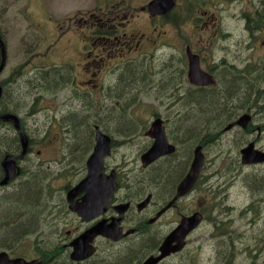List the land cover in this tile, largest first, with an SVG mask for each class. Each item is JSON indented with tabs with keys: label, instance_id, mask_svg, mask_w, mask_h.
Returning <instances> with one entry per match:
<instances>
[{
	"label": "rangeland",
	"instance_id": "1",
	"mask_svg": "<svg viewBox=\"0 0 264 264\" xmlns=\"http://www.w3.org/2000/svg\"><path fill=\"white\" fill-rule=\"evenodd\" d=\"M98 8H105V3L103 2V0H0V26L3 33L5 34L8 43V65L10 67H14L15 70H19V73H22L23 71L29 69L28 65L24 66L27 62H31L36 69H42L44 67V65L41 64L42 62L44 64H56L58 67H62L63 64H60L58 61L49 58L47 59L45 57L49 52V46H42V48H38L37 46L39 44V41L36 40L35 43H33V38H31V36L35 37V35H39L40 30L38 27L35 28L33 26L31 18L37 23L38 21L43 20V26L41 27V30L45 35L47 43H50L55 37L54 35H51L50 19L56 18L60 20L59 22L61 29L63 25H67L68 29L62 30L66 31V33L64 34L69 33L70 35L71 32H76L78 26H80V24L76 23L74 20L75 15H81V17H83V12H86L90 9L98 10ZM239 10L240 7H238L235 11L225 10L227 12L226 18L231 20V22L229 23L231 26H228L226 22L224 23V26L226 27V29H228L229 32L232 33L233 36L231 38V36L228 35L227 39L231 38V41H248L247 34L243 32L244 23L240 17H236V13ZM253 11H250L248 15H252ZM77 12H80L82 14H78ZM30 13L32 17H30ZM91 14L93 13L89 11V14L86 17H89ZM100 14V11H95L94 13L95 16H99ZM33 16H36L38 18V21L36 18H33ZM179 20L183 31L188 34L193 31L194 25L196 26V23L186 22L192 20L191 18H187V8H185L184 13H180ZM254 32H252L251 35ZM168 36L169 39L174 43L176 41V38L178 37L177 32L175 31L169 32ZM174 43L172 44L174 45ZM64 45H66V47H64ZM224 45L229 46L230 44L226 43ZM61 47L65 48L66 50L74 49L67 43H64V41L61 43ZM185 49L183 48L182 55H177L174 51H171L168 48L158 46V48L152 49L153 53L156 52L157 58H155V60H152L151 54L142 57L139 62L133 64L132 66H126L122 70L116 69L111 73V76L115 75L116 87L110 91V98H112L113 100H119L122 107L130 103L131 105L135 104V109L138 112V116L136 117L135 115L129 113L130 107H128V113H126L127 116L124 117L122 110L120 108H117V110L119 111L118 113L121 115V119H123L124 117V119L126 120L125 126H127L129 134L133 133V135L130 137L121 136L124 131L117 129V123L112 122V120L107 117L109 115V111H107L105 117L103 114L100 115L102 119L97 118V122L99 123L98 125L100 127L105 126V128L109 130L110 134L113 135V139L115 141L113 156L108 160V165H116L118 167L122 162H126L127 166L132 170L135 171L138 168V154H140L144 147L149 145V143L146 141L145 133L149 128V124L151 123V121L145 122V119L150 118L153 113L159 114L153 117V121L160 115H163L170 119V132L177 133V131L174 129L177 127V125H183L184 128L190 125L189 122H185L187 119L185 121L180 120V124H173L175 122L173 121L175 108L170 104V97L167 100V96L171 90V83L173 81L172 77L166 76V72L168 70L175 78L183 77L180 67L178 66V62L182 56H185ZM52 50H54V54H58L61 49H56L53 45L50 51ZM197 51L202 56V58L205 57L206 62L208 61L210 63V65H207L208 67L216 68V78L220 77V75L225 72H230V69L224 66V64L226 63L235 64V68H237V70L234 71L235 74L233 76H235L236 74H241L244 71H252V73H254L255 70H253L252 66L247 69V67L250 65V60L247 57L253 58L256 62H258L254 66L259 67V76L260 67L264 66V46L262 44H259V46L254 49H249L246 46H240L238 48L223 47L219 44L218 47L205 49L201 48L197 49ZM170 53L173 54V60L171 61V64ZM74 65L77 66L76 60L74 61ZM22 66L24 67L21 69ZM68 70L69 73H72L70 68H68ZM10 71L11 70H9V72ZM26 73L23 76H19L18 79H25L28 76V74ZM128 74L129 77H134L129 78L126 76ZM140 74L141 79L139 78ZM4 76H7L6 72L3 77ZM149 76H151L152 80H150ZM252 77H254V75ZM136 78L139 80H137ZM129 82H135L136 84H139V86L134 90L129 88L125 89V84ZM119 84L124 90H127L125 98H120L119 96ZM51 86L55 87V85ZM77 86L78 84L70 86V88H68L69 90L66 89L60 94V97L65 96L66 94L71 96V99H69V105H73L72 109L74 111V118L75 116H77L76 114H78V111L81 110L84 104H88L89 102L87 95L82 94L80 91L77 92ZM70 89L72 90V92L70 91ZM186 89L192 91L190 88ZM262 90L264 92V82L261 83L259 96L262 95ZM41 92L46 95L44 97H39L38 99L36 108L39 109L40 113L35 116H32L30 112H26L27 115H25V112L23 114H20L24 118L26 127L33 134V149L31 150L32 154L29 155L28 158H32V163H36L39 160L43 162H50L52 168V172H50L52 173V178H50V180L51 182H53V194L50 200L54 201L51 207L52 213L49 214L47 212L45 216L43 215L44 217H41L40 225L36 229L35 226L30 227L34 231H41L39 234H37V236H25L26 234L30 233L28 232L22 237V239H20L21 241L19 240L20 243L18 242V245H20L19 248H22V252L25 248L28 253H34V255L36 254L35 247L37 245L44 246V243L46 242L51 244L57 243L60 245H66L69 239L66 233L68 231H72V234L77 232L78 225L76 224V220L73 221L72 216H60L56 214H58V211L60 210L59 200L63 198L65 199V193L62 192L63 185H69L70 187H73L85 177L86 161L92 153L93 147L95 145V140L90 141V143H94V145L92 146V144H90L87 152L76 153L74 155L75 160L70 161L69 163H67V159L63 161V159H61L62 155L59 153V148H61V151L62 149H64L65 152H67L68 148L70 147H73L77 150L76 145L72 144L71 138L73 136L71 135L72 133L68 131L69 129L64 126V129L63 127L62 129L59 127L58 122L63 120L65 121L66 119L61 118L59 121H57V117H63V114L66 113L67 109L64 105H59V99L57 100V98L54 97L55 100H51V93H53L51 90L46 89V91H44L41 89ZM96 93L97 99L101 98L99 92H94V94ZM37 95L38 94H35L33 98H35V96ZM49 95L51 96V98L49 97ZM54 95L55 94H53V96ZM29 100H31V98ZM186 100L187 99L185 97V102ZM241 102L247 103L248 100L243 98ZM177 104V107H180L182 105V102H178ZM259 106H262L260 110L264 111V101L263 104H259ZM228 109L230 112H234L237 114H234V119H238L239 116L241 117L243 115L241 109L234 111L233 105L228 106ZM169 110L171 111L170 113ZM176 110H178V108ZM192 110L193 109H190V112L193 113ZM242 110H245V108H242ZM118 113L115 114L117 115ZM187 115L188 114H186L185 116ZM261 115H263L261 112L258 113L259 117ZM185 116H183L182 118L185 119ZM128 119L131 122L127 121ZM132 126L137 127L132 128ZM6 129L7 127H0V133L6 131ZM85 129L86 126L82 125L80 136H86ZM60 132L61 141H57L56 138ZM208 134L209 132H203L200 136L196 137V139H199V143H195L193 147L190 148L192 149V152H190L191 160L193 158L194 148L200 143H205L202 140ZM217 136L218 137H214L212 141L204 145V154L206 156L204 178L206 179V185L202 186L187 199L186 203L188 204V207L186 208V210L190 211L194 207L191 205V203L193 201L197 203V199L200 195H209L208 197H206L207 205L218 204L220 201H222V198H213L211 191L220 189V191L223 192V195L227 197H225L222 205L218 206V208L216 209L214 217L217 220L220 219L218 213L222 206H230L231 208L236 209L232 214V210L222 208L224 211V216L226 215V213L227 215L232 216L231 223H228L227 219H225L227 225L225 231L227 232V235L224 236V238H229V240L225 241L227 243H230L232 235L235 233L236 235H242V243L244 245H248L250 243L252 235L255 234L254 229L250 225V220H248V217L250 215L249 210L254 205L255 193H253L251 189V180L253 178V175L251 171H248V169L252 167L246 168L248 166H243L241 164L240 151L250 140L253 139V136L250 134H246V132H237V130L225 133L223 135L219 134ZM69 137H71L70 140H67V138ZM262 137L264 140V133H262ZM187 139H190L189 136H187ZM58 142H60L61 145L58 146ZM39 151H41V155L38 154ZM179 154L180 155L178 156V158L181 157V153ZM69 157L72 158L73 156ZM2 159L3 158H1V160ZM30 162L31 160H26L24 164L21 165V168H29L28 163ZM35 168L36 166H34L33 170ZM65 168L70 169L71 172L69 174H64L63 172ZM255 168L256 170L262 168V171L264 173V167L259 166ZM247 175H249L248 178L250 180V182L248 183V191L245 186ZM1 194H4L2 189ZM240 198H242L243 202L238 206L236 202ZM184 204L185 201L180 203V207L182 208ZM35 209L32 207L29 213H33ZM211 215H213V212H211ZM204 231L205 230L203 229L191 236L188 247L190 245H193L194 243H202L201 235ZM49 232L50 234L48 235ZM215 241H220V239L212 237V232L207 228L203 238L204 251L198 249L195 251L196 254L194 255V257L185 256L181 258V256H179L171 261L166 262L165 264H188L192 262H194V264H208L210 261L219 257H221L222 259L223 255L231 254V248L222 247L221 245L219 246L215 243ZM106 246L107 244H105V246H102L99 245L98 242V250L100 248H103L99 254V259L102 257L103 250L104 248H106ZM222 252L225 253L221 255ZM33 256L28 257L32 258ZM223 259L224 261H226L228 258ZM57 261L62 264L61 257H58Z\"/></svg>",
	"mask_w": 264,
	"mask_h": 264
},
{
	"label": "flooded vegetation",
	"instance_id": "2",
	"mask_svg": "<svg viewBox=\"0 0 264 264\" xmlns=\"http://www.w3.org/2000/svg\"><path fill=\"white\" fill-rule=\"evenodd\" d=\"M156 1L157 0H103L105 8H98V10L90 9L83 12V17H81V15L74 16L75 22L80 24L76 32H71L70 35L69 33L64 34L66 31L62 29H68L67 25H63L62 29L61 26L57 25L51 30V35L55 36L56 33H58V35H56V38H53L50 45L55 39V48L58 43L64 39H66V42L72 47H76L77 44V47L73 49V56L69 53L68 49L62 48L58 53L57 59L59 63L71 66H75L74 61L76 60L79 72L78 74H74L75 84L79 81L80 77L88 78V76H91V80H84V83L94 88L97 87V85L94 84L96 82L95 78L100 74L102 64L105 63L104 60L114 58V54L118 50L126 52V54H120L121 58L127 55H131L132 57L134 55L136 56L139 49H141V53L139 54L141 55L147 53L151 49L158 48V46L169 47L171 49L173 47L189 48L193 50L192 52L200 57L203 70L212 78L214 76L215 83L210 89L209 86H195V84L191 86L188 78V58L187 56H182L180 58L178 66L180 67L183 77L175 78L170 73L173 81L170 90L171 105L175 108L176 114V117H174L175 115L173 116V121H175L173 124H178L180 121L175 119L180 115L182 117L185 116V113L189 110L187 104L194 103L195 96L197 95L193 92H198L200 90L204 91V89H208V92H213L222 90L227 85L224 73L216 78V68L208 67L207 65H210V63L208 61L206 62L205 57L202 58L197 49L218 47L219 44L223 47L234 48L246 46L249 49L257 48L259 44L264 46V0H170L173 4V8L168 12L164 9H152V5ZM161 5L162 0H159V7ZM238 7H240V10L236 13V17H240L243 21V32L247 34L248 41H231L230 39L233 37L232 33L224 26L225 22L228 26H231L229 24L231 20L226 18V11H235ZM185 8H187V18L192 19L186 22L196 23V26L194 25V29L190 34L183 31L179 20V15L180 13H184ZM89 11L93 14L86 17ZM95 11H100L101 14L95 16ZM250 11H253L252 15H248ZM77 13L82 14L80 12ZM174 31L177 32L178 35L175 43L172 42L168 36L169 32ZM252 32L254 33L251 35ZM228 35L231 36L230 39H227ZM43 41L45 44V37ZM172 43H174V45ZM226 43L230 45L224 46ZM107 48H109V53H106ZM145 56L146 54H143V57ZM170 58L171 64L173 60L172 53H170ZM247 58L250 60V65L247 69L258 63L253 58ZM138 59L139 58H137V60ZM229 65L235 68L234 65ZM260 69H264V66L260 67ZM234 74L235 73H233V75ZM253 75L254 73L251 71H244L233 77L236 79H245L253 83V80H256V78L253 79ZM149 78L152 80L151 76H149ZM80 85H82V83H80ZM186 88H190L193 92ZM251 94H253L252 90ZM185 97L187 99L186 102ZM247 100L250 102L249 98ZM178 102H182L180 107H177ZM176 107L178 110H176ZM255 108H257V106L253 101L250 106L245 108L243 114H250L251 119L247 123L246 130H242V132H246V134L253 136V139L250 140L246 146L255 143L256 149L264 152V140L262 137V133L264 132V118L258 116L259 112L256 111ZM159 118L164 120L168 140L172 145L176 146V152L175 154L161 158L157 162L154 161V164L147 169L142 168L140 172L147 171V173L144 174L147 176L137 182L135 181L133 186H123V183L120 184L117 192L118 199L130 204L129 210L121 223V227L124 232L130 231L131 233L121 244H117L122 245V247L113 249L112 252L116 254L112 253L111 249L108 251L109 254L116 255L121 259L130 252V247L134 242L147 241L145 243L146 246L142 248L143 255L140 259L131 255L127 262V264H144L150 256H157L159 254L158 247L164 238L179 225L182 217L200 213L203 216L202 223L196 231L191 233L183 252L168 257L166 260L162 261L161 264H165L179 256H181V258L185 256L194 257L196 254L195 251L198 249L204 251L203 238L207 228L212 232V237L220 239V241H215L217 245L232 249L231 254L223 255L225 252H222V259L219 257L210 261L208 264H264V173L262 168L257 170L255 168L259 166L264 167V163L252 165L254 167L248 169L253 175L251 189L253 193H255L254 205L249 210L250 215L248 220H250V225L254 229L255 234L252 235L248 245L242 243V235H236L235 233L232 235L230 243H227L225 240H229V238H224V236L227 235L225 231L227 226L225 219H227L228 223H231L232 216L227 215V213L224 216L222 208L232 210V214L236 209L230 206H222L218 213L220 219L217 220L214 217L216 209L218 206L222 205L225 197H227L223 195L220 189L211 191L213 198H222V201L218 204L207 205L206 197L209 195H200L197 199V203L194 201L191 203L194 207L190 211L186 210L188 207L186 203L187 199L202 186L206 185V179L204 178L205 170L201 172L196 186L184 198L175 200L177 189L189 171V168L188 170L186 169L187 167L175 174L169 187H167V191L162 192L160 190V186L162 185L158 184L156 181L154 177L156 171H153L155 167H158L157 163L163 160L167 161V158H172L179 153L184 155L185 151H189L190 153L191 145L189 139L182 137L183 135L179 136L177 134L178 132L169 131L170 119L168 117L160 115ZM174 129L176 130V128ZM148 142L149 145L147 147L149 148L153 141L148 138ZM248 177L249 175H247L245 180L247 191L248 183L250 182ZM148 197H151V201L146 205H140ZM183 201H185V204L181 208L180 203ZM242 202V198H240L237 200L236 204L239 206ZM170 203L171 205L169 208L164 213L159 214ZM211 212H213V215H211ZM113 214V212L109 213V215ZM203 229L205 231L201 235L202 243H194L188 247L191 236ZM223 258L228 259L224 261ZM188 264H194V262Z\"/></svg>",
	"mask_w": 264,
	"mask_h": 264
},
{
	"label": "trees",
	"instance_id": "3",
	"mask_svg": "<svg viewBox=\"0 0 264 264\" xmlns=\"http://www.w3.org/2000/svg\"><path fill=\"white\" fill-rule=\"evenodd\" d=\"M233 73L234 72L224 73V76L227 81V85L222 90H217L213 92H208V89H204V91L200 90L198 92L195 91L194 94H196L197 96H195L194 103L187 104L189 110H187L185 114H188V115L185 116V119L182 118L181 115L177 119H175L179 121L180 120L185 121L187 119L185 122L190 123V125L185 128L183 127V125H180V126L177 125L176 130L179 136L183 135L182 137H186V138L187 136H189L190 138L189 143L191 145V148L193 147L195 143H199V139H196V137L200 136L201 133L203 132H207V133L209 132V134L206 135L205 138L203 137L204 139L202 141L205 143H209L210 141L213 140L214 137H218L217 135L219 134L223 135L226 133L223 131V129L226 127L228 123L232 121L234 114H236L234 112H230L228 109V106L233 105V110L236 111L238 109L242 110V108L250 106L252 101L255 105L259 103H263L264 96L262 95L259 96V93L258 95H256V91L257 89L261 87V83L264 82V72L259 76L257 72L254 71L253 79L256 78V81H253V83H250L249 81L245 79H236L233 77ZM68 76L69 74L64 71L47 70L46 72H44L43 76H39L38 74H35V76L30 80L31 82L25 81L23 83V82H13L11 80L5 82L7 84L3 85V94H2V97L0 98V112L1 113H8V112L18 113L23 110H26L27 108H29V99L34 94V92H37L39 91V89L44 88V87L47 88L51 85H55V88L60 89L67 84L65 82ZM126 76L129 77V74ZM132 77H129V78H132ZM139 78L141 79V74ZM118 86H119L118 92H120L119 93L120 98H123V97L125 98L127 90H124L120 84ZM125 86H126L125 89L129 88V89L134 90L139 86V84H136L135 82H132V83L129 82V83H126ZM205 87H208V86H205ZM210 87L212 86H209V88ZM251 90L253 91V94H251ZM243 98L245 99L249 98L250 102L248 101L247 103H242L241 101ZM237 104H243V105L237 106ZM36 106H37V103L33 105L35 110H36ZM88 108L89 107L87 106V104H84L81 110L78 111V114H76L77 116H75V118L73 117L74 113L67 114L65 116L66 124L68 127H70L69 131L72 133L71 135L73 136L72 140L80 148V152H84L89 147L90 140H91L92 130L89 126V121H91V117H92L91 110H90L92 108L90 109ZM190 109H193L192 110L193 113L190 112ZM108 111H109V115L107 117L110 118L112 122L117 123L116 128L122 131H126L127 126H125L126 120L124 119V117L126 116H125L124 110H122L123 116H124L123 119H121V115L118 113L119 111L114 106H111ZM115 113H118V114L116 115ZM174 117H176V114ZM127 121H129V119ZM82 125L86 126V129H85L86 136L85 137L80 136ZM23 127L25 128L27 132L32 134V132L28 130L25 127V125H23ZM10 136L12 140L10 139ZM9 139L11 140V143ZM202 145H204V143H202ZM0 148H1L0 149V154H1L0 160L1 158L4 157L5 154L9 153L13 155H18L21 153L20 151L22 150V146L20 144L18 134L13 128H8L6 129V131H3L2 133H0ZM194 150H193V153H194ZM18 151L20 153H18ZM190 152H192V149H190ZM179 155L180 154L173 156L172 158L169 157L167 158L168 159L167 161L163 160V161L158 162L157 164H160V165L158 167H155L154 168L155 170H153V171H156V174L154 175L156 181L158 182V184L162 185V186L159 185L160 190L162 192L168 190L167 187H169L171 180L175 176V173L177 172L179 173L181 169L190 166V163L192 160L190 159L191 157H190L189 151H185L184 155L181 154L180 158H178ZM29 160H31V162L28 163L29 168L22 169V172L20 175L21 177L18 180H16L15 182H12L7 187L0 188V193H1V189L4 192V194L0 196V204H1L0 205V232L2 231L0 234V248H4V249L7 248L12 251L16 250L19 247L18 246L19 240L22 239V237L26 233L28 232L32 233L34 231L30 228L31 226H35V229L39 227L41 217L43 215L45 216L46 213L48 212V204H49L48 202L51 201L50 198L52 197V194H53V192L51 191L52 187H51L50 180H49L50 178L48 177L47 171L45 170H39V168H36L33 170L36 164L35 162L32 163V158L31 159L29 158ZM2 176H3V171L0 167V180ZM37 191H39V193ZM7 202H8V205H7ZM26 203L28 206L27 205L25 206ZM12 204L13 205L16 204V206L17 204L19 205L16 207L15 205L13 206ZM36 204L37 205L39 204V205L37 206ZM32 207L34 209L37 207L36 211H34L35 212L34 215L33 213H29V210ZM19 209L20 210L22 209V210L20 211ZM26 210L28 212H26ZM26 213L28 215L27 217H26ZM9 225L11 227H9ZM8 228L10 229L7 230ZM146 242L147 241L134 242V244L130 247V252H128L126 256L122 257L121 259H119L118 256L116 255L114 256L108 253L104 255L107 258H101L97 261H95L97 259L95 258V260L90 262V264H96V263L97 264H112L113 262H116L113 264H127L128 259L131 255H134L138 259L143 255L142 248L146 246L145 245ZM113 248H114V245L113 246L111 245L109 247V249H111V252L113 251ZM51 252L54 254L56 252V248L54 247V249ZM51 252L49 253L52 254ZM112 253L116 254L115 252H112Z\"/></svg>",
	"mask_w": 264,
	"mask_h": 264
},
{
	"label": "water",
	"instance_id": "4",
	"mask_svg": "<svg viewBox=\"0 0 264 264\" xmlns=\"http://www.w3.org/2000/svg\"><path fill=\"white\" fill-rule=\"evenodd\" d=\"M0 46L3 51V61L0 68L1 73L6 62V52L1 37ZM190 80L195 85L200 86L213 84V79L211 78V76L201 70L199 66V58L197 56L190 57ZM0 119H3L4 121H10L14 123L16 128H20V122L16 116L8 114L0 115ZM248 119L249 117L245 116L238 121V124H242L245 120ZM149 136L155 138L156 141L152 149L142 158L145 165L153 163L152 161H156L164 155H171L175 153V147L169 144L165 127L160 119L154 122L152 129L149 132ZM21 141L23 152L18 158H22L28 151V138L23 133L21 135ZM97 142L98 144L96 146L95 153L88 162V177L68 193V199L71 203L72 208L79 211L83 216L86 215L88 207L94 208V206L100 205L101 209V207H103L101 206L103 203L108 204L110 197L113 195V193H115L117 188L114 175L107 176L104 173L105 170L103 168L104 156L110 154V140L104 134L99 132L97 135ZM202 150V146L196 148L191 170L184 181H182L179 185L177 197L175 200L190 192L197 182L205 163V156ZM241 155L242 162L244 164L264 162V153L255 150L254 143L242 149ZM2 167L5 172V177L0 182V186L8 184L9 181L13 180L18 175V168L16 165L15 157L7 155L2 162ZM82 192H87L88 195L85 199V202L79 204L76 197ZM99 198L101 199L99 200ZM148 201H146L145 204L148 203ZM168 207L165 208L162 213H164L168 209ZM121 208L123 209V211L126 210V207L124 206H122ZM200 222L201 217L199 214H195L191 217H184L178 227L172 233H170L162 243L159 249L160 255L150 257L144 264H158L165 257L181 251L185 245L186 237L200 224ZM118 224L119 221H116V223L113 224L114 229L112 230H110V228H107V230H105V224L104 226L102 224H99L97 228H93L90 231L84 233L81 237H79L72 243V246L75 249L74 253L72 254V258L82 261L92 256L96 252V249L93 247L92 243L94 238L98 234H101L114 241L120 240L123 236L121 234V230L117 229ZM0 264L36 263H27V261H25L24 259L10 260L8 259L6 253H2L0 255Z\"/></svg>",
	"mask_w": 264,
	"mask_h": 264
},
{
	"label": "bare ground",
	"instance_id": "5",
	"mask_svg": "<svg viewBox=\"0 0 264 264\" xmlns=\"http://www.w3.org/2000/svg\"><path fill=\"white\" fill-rule=\"evenodd\" d=\"M223 31H224V30H223ZM230 64H232V65L235 66V64H233V63H230ZM213 77H214V76H213ZM189 82L191 83V85H194V83L191 82L190 78H189ZM217 85H218V84H217ZM217 85H216V86H217ZM215 88H216V87H215ZM209 89H210V88H209ZM223 111H224V110H223ZM11 113H12V112H11ZM209 113H210V112H209ZM215 114H216V113H215ZM223 118H224V117H223ZM220 121H221V120H220ZM219 126H220V125H219ZM194 127H195V126H194ZM191 136H192V135H191ZM10 139H11V136H10ZM10 139H9V141H10V143H11V140H12V139H11V140H10ZM32 139H33V138H32ZM120 139H121V138H120ZM17 140H18V139H17ZM115 140H116V139H115ZM118 141H119V140H118ZM16 142H17V141H16ZM67 142H68V141H67ZM4 144H5V143H4ZM4 144H3V146H4ZM7 144H9V143H7ZM17 145H19V144H17ZM16 148H17V147H16ZM0 149H1V148H0ZM15 150H16V149H15ZM20 152H21V151H20ZM20 152L18 151V153H20ZM34 152H35V151H34ZM31 154H32V153H31ZM0 155H1V154H0ZM152 162H154V161H152ZM22 167H23V166H22ZM25 169H26V168H25ZM161 175H162V174H161ZM164 176H165V175H164ZM20 177H21V176H20ZM22 177H23V176H22ZM23 181H24V180H23ZM35 181H36V180H35ZM14 182H15V181H14ZM29 182H30V181H29ZM16 183H17V182H16ZM30 183H31V182H30ZM30 183H29V184H30ZM22 184H23V183H22ZM31 184H32V183H31ZM176 186H177V185H176ZM16 188H17V187H16ZM23 188H24V187H23ZM172 188H173V187H172ZM122 189H123V188H122ZM15 190H16V189H15ZM21 190H22V189H21ZM129 190H130V189H129ZM17 191H18V190H17ZM130 191H131V190H130ZM130 191H129V192H130ZM37 192L39 193V191H37ZM133 192H134V191H133ZM135 192H136V191H135ZM20 193H21V192H20ZM25 193H26V192H25ZM33 193H34V192H33ZM127 193H128V192H127ZM141 193H142V192H141ZM0 194H1V193H0ZM28 194H29V193H28ZM34 194H35V193H34ZM131 194H132V193H131ZM1 195H2V194H1ZM11 195H12V194H11ZM20 195H21V194H20ZM133 195H134V193H133ZM4 197H5V196H4ZM38 197H39V196H38ZM123 197H124V196H123ZM167 197H168V196H167ZM4 199H5V198H4ZM29 199H30V198H29ZM2 200H3V199H2ZM6 200H7V199H6ZM4 202H5V201H4ZM9 202H10V201H9ZM36 202H37V201H36ZM16 203H18V202H16ZM2 204H3V203H2ZM19 204H20V203H19ZM19 204H17V206H18ZM0 205H1V204H0ZM5 205H6V204H5ZM7 205H8V202H7ZM12 205H13V204H12ZM14 205L16 206V204H14ZM14 205H13V206H14ZM26 205H27V203L25 204V206H26ZM33 205H35V204H33ZM36 205H37V204H36ZM38 205H39V204H38ZM38 205H37V206H38ZM17 206H16V207H17ZM20 206H21V205H20ZM20 206H19V208H20ZM27 206H28V205H27ZM3 207H4V206H3ZM3 207H2V208H3ZM8 207H9V206H8ZM30 207H31V206H30ZM13 208H15V207H13ZM21 208H23V207H21ZM25 208H26V207H25ZM28 208H29V207H28ZM36 208H37V207H36ZM6 209H7V208H6ZM11 209H12V208H11ZM30 209H31V208H30ZM19 210H20V209H19ZM21 210H22V209H21ZM21 210H20V211H21ZM27 210H28V209H27ZM27 210H26V212H28ZM12 211H13V210H12ZM24 211H25V210H24ZM24 211H23V212H24ZM29 211H31V210H29ZM33 211H34V210H33ZM35 211H36V209H35ZM14 212H15V210H14ZM24 213H25V212H24ZM34 213H35V212H33V215H34ZM27 216H28V215H27V213H26V217H27ZM9 227H11V226L9 225ZM9 229H10V228H8L7 230H9ZM22 229H23V228H22ZM10 233H11V232H10ZM190 235H191V234H190ZM7 236H8V235H7ZM11 237H12V236H11ZM24 239H25V238H24ZM145 239H146V238H145ZM146 240H147V239H146ZM148 240H149V239H148ZM17 241H18V240H17ZM20 241H21V240H20ZM23 241H24V240H23ZM4 242H5V241H4ZM19 243H20V242H19ZM2 246H3V245H2ZM18 246H19V245H18ZM16 247H17V246H16ZM50 249H51V248H50ZM50 252H51V251H50ZM51 253H52V252H51ZM52 254H53V253H52ZM117 262H118V261H117Z\"/></svg>",
	"mask_w": 264,
	"mask_h": 264
}]
</instances>
